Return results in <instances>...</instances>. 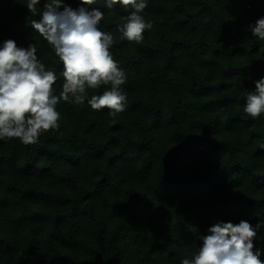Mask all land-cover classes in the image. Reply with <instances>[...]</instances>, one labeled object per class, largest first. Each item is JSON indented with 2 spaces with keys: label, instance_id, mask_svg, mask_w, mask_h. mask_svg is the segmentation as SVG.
Wrapping results in <instances>:
<instances>
[{
  "label": "trees",
  "instance_id": "trees-1",
  "mask_svg": "<svg viewBox=\"0 0 264 264\" xmlns=\"http://www.w3.org/2000/svg\"><path fill=\"white\" fill-rule=\"evenodd\" d=\"M47 2L33 15L27 0H0V47L35 44L59 96L63 65L31 25ZM147 4L140 44L120 39L132 9L85 6L114 37L123 113L61 100L59 129L37 144L0 140V264H181L214 222H264V114L243 111L264 78V41L250 29L264 0ZM254 243L264 261V224Z\"/></svg>",
  "mask_w": 264,
  "mask_h": 264
},
{
  "label": "clouds",
  "instance_id": "clouds-1",
  "mask_svg": "<svg viewBox=\"0 0 264 264\" xmlns=\"http://www.w3.org/2000/svg\"><path fill=\"white\" fill-rule=\"evenodd\" d=\"M40 0H27L26 7L37 14ZM97 0H80L76 9L64 6L58 11L62 0H48L44 5L42 19L31 22L32 27L47 41L55 56L63 65L62 91L54 94L57 75L46 70L37 57L35 44L18 47L8 39L0 47V140H19L23 145H35L42 134L59 129L61 114L56 105L62 100L76 105L85 102L94 111L104 108L116 117L126 110L127 94L122 86L127 77L114 59L110 49L114 37L98 27L104 19L100 8H92ZM107 9L116 6L132 11L123 19L121 40L140 44L145 30L153 25L145 20L147 0H105ZM253 36L264 41V17L250 25ZM249 91L243 111L253 120L264 114V78ZM110 89L102 94L91 95L89 90L102 86ZM264 222L253 227L248 221L239 223L216 221L202 236V245L192 259L185 258L181 264H264L262 250L254 241Z\"/></svg>",
  "mask_w": 264,
  "mask_h": 264
}]
</instances>
